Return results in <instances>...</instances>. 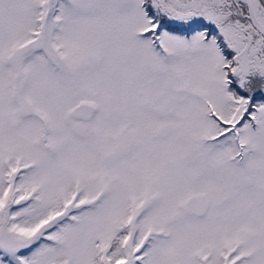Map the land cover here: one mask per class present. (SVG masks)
<instances>
[{
    "label": "snow or ice",
    "instance_id": "obj_1",
    "mask_svg": "<svg viewBox=\"0 0 264 264\" xmlns=\"http://www.w3.org/2000/svg\"><path fill=\"white\" fill-rule=\"evenodd\" d=\"M0 264H264V0H0Z\"/></svg>",
    "mask_w": 264,
    "mask_h": 264
}]
</instances>
